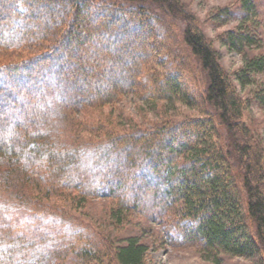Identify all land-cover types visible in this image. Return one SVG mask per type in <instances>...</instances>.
<instances>
[{"label": "trees", "instance_id": "obj_1", "mask_svg": "<svg viewBox=\"0 0 264 264\" xmlns=\"http://www.w3.org/2000/svg\"><path fill=\"white\" fill-rule=\"evenodd\" d=\"M239 5L244 17L254 8ZM248 35L226 38L240 48ZM159 48L174 63L165 72L154 66L161 58L151 62ZM263 65L264 54L245 69ZM186 83L199 114L119 132L102 116L103 137L97 123L81 130L74 119L134 88L145 99H185ZM243 111L179 0H0V264H147L135 237L114 246L71 219L57 198L64 188L86 200L103 188L215 262L254 251L264 261V147Z\"/></svg>", "mask_w": 264, "mask_h": 264}, {"label": "rangeland", "instance_id": "obj_2", "mask_svg": "<svg viewBox=\"0 0 264 264\" xmlns=\"http://www.w3.org/2000/svg\"><path fill=\"white\" fill-rule=\"evenodd\" d=\"M179 1L196 17L197 24L216 50L220 65L241 97L244 117L259 135L264 147V65L259 70L245 69L248 60L264 54V0H252L254 8L248 17H244L240 10V0ZM238 28L249 34L240 48L230 45L226 38L229 30L235 32ZM157 50L160 48L153 52ZM161 54V51L156 52L151 62L157 63L161 58L165 63L159 62L154 66L158 72H165L174 63L167 55L161 57ZM182 73L183 77L179 78L187 80L185 69ZM182 88L185 99L178 95L145 99L141 95L142 91L134 88L100 109L95 106L89 108L90 111H79L74 119L81 130L86 124L97 123L94 129L99 128L97 134L103 137L108 133L104 134V129L99 126L98 120L102 116H109L112 129L109 127L107 130L119 132L142 122L152 123L169 116L180 118L181 115L199 114V108L190 96L191 84L186 83ZM206 142V147L211 145V140ZM57 198L63 205L69 206L67 209L71 219L97 227L111 245H122L129 237L144 243L147 264H264L260 253L256 251L245 256L220 254L218 262H215L196 244L173 243L170 237L177 234L176 230L163 219L160 222L151 221L134 211L130 212L117 204L115 198L108 196L103 188H99L95 195L86 196L87 200L69 188H64ZM241 231L243 241L248 238V234L243 227ZM99 256L105 260L107 253L102 252Z\"/></svg>", "mask_w": 264, "mask_h": 264}]
</instances>
